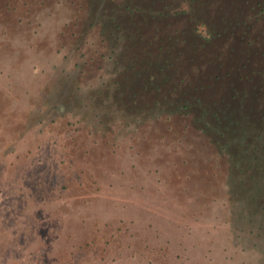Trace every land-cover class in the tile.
I'll list each match as a JSON object with an SVG mask.
<instances>
[{
	"label": "rangeland",
	"instance_id": "1",
	"mask_svg": "<svg viewBox=\"0 0 264 264\" xmlns=\"http://www.w3.org/2000/svg\"><path fill=\"white\" fill-rule=\"evenodd\" d=\"M0 264H264V0H0Z\"/></svg>",
	"mask_w": 264,
	"mask_h": 264
},
{
	"label": "trees",
	"instance_id": "2",
	"mask_svg": "<svg viewBox=\"0 0 264 264\" xmlns=\"http://www.w3.org/2000/svg\"><path fill=\"white\" fill-rule=\"evenodd\" d=\"M214 116L218 117V114L215 113ZM217 119H219V118H217ZM215 131H217V133H219L220 130L217 128ZM222 135H224V134L220 131V136H222ZM259 246H261V243L259 244Z\"/></svg>",
	"mask_w": 264,
	"mask_h": 264
}]
</instances>
